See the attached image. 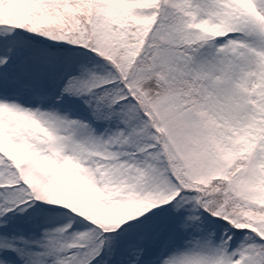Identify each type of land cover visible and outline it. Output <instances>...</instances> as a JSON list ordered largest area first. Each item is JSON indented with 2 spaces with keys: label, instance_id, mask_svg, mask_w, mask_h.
Segmentation results:
<instances>
[{
  "label": "snow or ice",
  "instance_id": "obj_1",
  "mask_svg": "<svg viewBox=\"0 0 264 264\" xmlns=\"http://www.w3.org/2000/svg\"><path fill=\"white\" fill-rule=\"evenodd\" d=\"M0 264H264V0H0Z\"/></svg>",
  "mask_w": 264,
  "mask_h": 264
}]
</instances>
